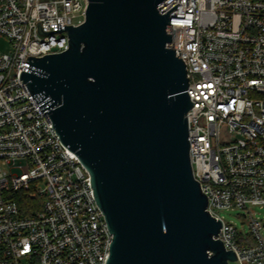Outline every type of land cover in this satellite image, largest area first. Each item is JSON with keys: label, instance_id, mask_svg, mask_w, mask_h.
<instances>
[{"label": "built area", "instance_id": "1", "mask_svg": "<svg viewBox=\"0 0 264 264\" xmlns=\"http://www.w3.org/2000/svg\"><path fill=\"white\" fill-rule=\"evenodd\" d=\"M89 0H0V264H107L110 233L91 174L60 139L20 79L29 56L69 49L68 30L84 23ZM187 70V113L194 178L215 240L236 264H264V0H165ZM8 166V169L5 168ZM16 169H18L16 171ZM39 202L26 204V198ZM246 211L250 233L221 217ZM212 255V253H210ZM231 264V262H229Z\"/></svg>", "mask_w": 264, "mask_h": 264}, {"label": "water", "instance_id": "2", "mask_svg": "<svg viewBox=\"0 0 264 264\" xmlns=\"http://www.w3.org/2000/svg\"><path fill=\"white\" fill-rule=\"evenodd\" d=\"M165 0H89L69 49L29 56L20 79L91 174L110 233L107 264H229L194 178L185 62ZM212 253V255H210Z\"/></svg>", "mask_w": 264, "mask_h": 264}, {"label": "rangeland", "instance_id": "3", "mask_svg": "<svg viewBox=\"0 0 264 264\" xmlns=\"http://www.w3.org/2000/svg\"><path fill=\"white\" fill-rule=\"evenodd\" d=\"M14 51L13 45L11 41H9L5 36L0 34V53L2 54H12ZM8 169V166H5ZM18 169H16L17 171ZM35 201V200H34ZM39 199H37L34 203H38ZM250 211L252 212L255 219H257L258 223L262 226L261 233L264 236V207L260 206H251ZM247 215L246 211L240 209L233 210H224L221 212V217L227 223H232L236 225L238 230L243 231L244 234L250 233V227L248 225V219L244 217ZM231 264H236L231 262Z\"/></svg>", "mask_w": 264, "mask_h": 264}, {"label": "trees", "instance_id": "4", "mask_svg": "<svg viewBox=\"0 0 264 264\" xmlns=\"http://www.w3.org/2000/svg\"><path fill=\"white\" fill-rule=\"evenodd\" d=\"M34 200H35L34 198H32V197L29 196V197L26 198L25 201H26V204H33L35 202Z\"/></svg>", "mask_w": 264, "mask_h": 264}]
</instances>
